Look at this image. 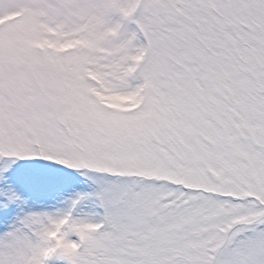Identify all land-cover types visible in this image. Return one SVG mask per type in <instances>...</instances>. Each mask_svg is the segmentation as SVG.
<instances>
[{"label":"snow or ice","instance_id":"snow-or-ice-1","mask_svg":"<svg viewBox=\"0 0 264 264\" xmlns=\"http://www.w3.org/2000/svg\"><path fill=\"white\" fill-rule=\"evenodd\" d=\"M0 264H264V0H0Z\"/></svg>","mask_w":264,"mask_h":264}]
</instances>
